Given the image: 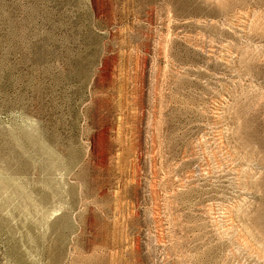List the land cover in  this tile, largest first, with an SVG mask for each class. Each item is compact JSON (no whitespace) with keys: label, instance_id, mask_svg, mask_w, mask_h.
Instances as JSON below:
<instances>
[{"label":"rangeland","instance_id":"obj_1","mask_svg":"<svg viewBox=\"0 0 264 264\" xmlns=\"http://www.w3.org/2000/svg\"><path fill=\"white\" fill-rule=\"evenodd\" d=\"M0 264H264V0H0Z\"/></svg>","mask_w":264,"mask_h":264}]
</instances>
